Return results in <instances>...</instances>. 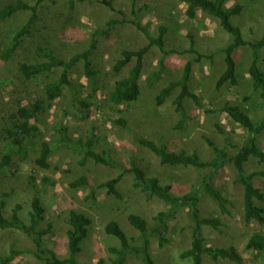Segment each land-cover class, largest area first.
Returning a JSON list of instances; mask_svg holds the SVG:
<instances>
[{
  "label": "rangeland",
  "instance_id": "obj_1",
  "mask_svg": "<svg viewBox=\"0 0 264 264\" xmlns=\"http://www.w3.org/2000/svg\"><path fill=\"white\" fill-rule=\"evenodd\" d=\"M3 1V0H0ZM31 3L34 0H23ZM111 7L102 4V0H46L39 6L38 18L29 37L24 39L18 55L6 64H0V150L4 141L1 108L14 112L19 104L26 105L41 96L42 87L39 80L24 81L17 74V63L31 60L32 52L38 45L53 46L57 54L65 59L75 53L86 50L92 35L104 29L112 19L125 20L123 25L115 26L109 38L100 36L91 57L92 67L96 72L97 91H92L90 80L84 75L82 64L72 71L71 86L63 91L61 99L41 116V139L50 141L53 127L63 124L70 129L75 138L93 135L95 149L107 151L110 157L127 168L131 163L148 174L174 185V193L185 194L199 188L206 177L211 185L227 198L232 207L230 216H220L222 227L219 231L208 227L201 229L204 244L211 247L236 246L244 264L264 263L263 254H253L244 249L253 233L264 234V225L243 222L242 196L243 189L236 183V174L228 162L236 154L232 146H241L247 141V133L233 123L219 108L229 103L238 105L252 114L253 120L262 117L264 96L255 91L248 74L250 52L241 48L235 53L237 62V80L235 87L224 86L215 90L218 77L224 71L221 55L215 54L230 43L231 37L224 32L218 21L197 11L195 17L186 16V6L180 0H136L132 6L130 0H106ZM243 5L240 18H234L244 35L251 29L264 31V0H233ZM121 12V13H120ZM134 12V13H133ZM135 15L148 33L157 37L158 28L166 29V50L172 54L162 57L156 46H153L144 59V69L139 82L140 95L135 102L114 106L107 96L114 83L128 74L131 65L120 73H114L112 67L125 50L136 51L148 44L145 35L130 24ZM28 12L17 13L0 27V46L4 45L6 36L16 30L28 19ZM251 35V33H250ZM206 56L194 62L189 82L190 91L201 99V108L194 103L186 102L187 115L181 117L175 111L173 101L178 95L176 88L163 105L156 104V95L166 85L180 79L183 68L192 57L188 49ZM209 58V56H211ZM208 57V58H207ZM162 69L160 80L150 87L146 79ZM60 69L41 77V80L55 79ZM76 99V100H75ZM77 102H84L80 107ZM82 110L81 112L78 109ZM215 110V111H214ZM214 111V113H208ZM123 120L125 125L118 123ZM144 138L159 145H165L171 152L185 151L195 153L204 168L168 167L159 164V160L140 146L136 139ZM210 139L216 147L222 149L224 165L216 171L212 166L215 155L205 142ZM257 145L264 152V134L257 137ZM80 155L66 150L55 151L49 159V169L41 170L22 166L16 175L0 177V200L5 201L4 215L10 217L16 205L21 206L19 214L26 221L31 208L34 193L40 198L45 211L41 228L50 225L51 233L45 238L46 246L59 257L68 255L66 219L71 211L82 213L90 218L88 236L77 255L78 264H109L113 258L109 248L119 247L120 242L104 232L105 225L115 221L124 232L129 243L139 245V233L127 221L129 215H138L146 220L149 227L154 225L153 217L167 207L158 199H147L133 186V176L126 174L116 184L120 199L108 195L106 189L95 191V200L86 199L91 189L100 183L115 180L119 170L110 169L87 160L83 166L78 163ZM247 172L262 171L260 165L251 160ZM15 170H13L14 172ZM150 172V173H149ZM31 176L36 178V187L31 183ZM86 176L89 187L71 188L75 179ZM47 180L49 183L45 182ZM256 186H264V176L254 179ZM34 187V188H33ZM200 214L202 217L219 216V210L210 196L201 189ZM188 209L169 222L165 235L167 244L159 247L156 239H151V254L157 264H191L190 260L180 258L182 251L191 243L193 223ZM11 249L34 251L32 242L20 231H0V255H7ZM10 264H41L31 253L20 255ZM125 264H142L138 256L130 253ZM206 264H213L208 259ZM215 264H231L218 262Z\"/></svg>",
  "mask_w": 264,
  "mask_h": 264
},
{
  "label": "trees",
  "instance_id": "obj_2",
  "mask_svg": "<svg viewBox=\"0 0 264 264\" xmlns=\"http://www.w3.org/2000/svg\"><path fill=\"white\" fill-rule=\"evenodd\" d=\"M46 0H34L31 3L23 0H3L0 1V27L9 18L21 12H28L29 16L25 23L20 25L16 30L10 32L0 46V64L11 62L20 51L24 39L29 37L38 18L39 6ZM136 0H130L132 6H135ZM186 6V16L193 19L197 11L218 21L220 28L231 37V41L223 49L215 54L221 55L224 63V71L218 77L215 90H220L224 86L235 87L238 85L237 80V62L235 53L246 48L250 52V64L248 74L252 81V87L255 91H260L264 96V31L251 29L249 35H244L242 29L233 23L234 18H240L244 7L233 0H180ZM102 4L111 7L106 0ZM121 13V12H120ZM134 13V12H133ZM135 17V15H132ZM126 21L112 19L109 20L104 29L96 31L92 35L90 46L80 53H75L68 59L58 55L57 50L48 45H38L32 52L31 60L17 63V74L24 81L31 82L39 80L42 87L41 96L33 102L26 105L22 103L17 105L14 112H7L4 107L1 108L2 120L4 121L3 134L6 144L0 150V177L14 176L19 172L22 166H31V168L49 169V159L57 150L70 151L73 154L80 155L79 165L83 166L87 160L95 164H100L110 169L120 171L115 180L100 183L96 188L91 189L86 199L95 200V191L106 189L108 195H113L120 199L116 190V184L126 174L133 176V186L141 191L147 199H158L167 207L166 211L158 212L154 217V225L149 227L146 220L138 215H129L128 223L139 233V245L133 246L129 243L124 232L120 229L115 221L108 222L104 227L107 235L115 237L119 242V247L109 248V264H125L127 256L132 253L138 256L142 264H157L151 254V239L158 241L159 247L167 244L165 238L169 229V222L175 219L179 212L188 209L191 221L193 223L191 233V243L187 249L181 252L180 258L190 260L191 264H206L208 259L211 263L229 262L231 264H244L243 258L234 245L228 247H211L204 244L201 234L203 227L219 231L222 227L220 216H230L229 208L232 203L225 198L222 193L214 188L208 178H204L197 190L189 191L185 194L177 195L174 193V185L160 179L154 174H148L143 169L131 163L124 168L120 163L113 160L107 151L98 152L95 149L96 142L93 135H87L85 138H75L70 133V129L63 124H56L53 127V136L50 141L41 139V116L43 113L52 108L55 102L61 99L63 91L71 86V75L73 69L78 64H82L84 75L90 80L92 91H97L96 72L92 67L91 57L97 46L98 38L103 36L109 38L110 31L117 25H123ZM130 24L141 31L148 44L136 51L125 50L120 53L119 58L115 61L112 70L114 73H120L126 67L131 65L128 74L122 79L117 80L112 90L109 92L107 99L114 106H120L135 102L140 95L139 82L144 69V59L149 50L156 46L162 57L172 54V50H166L165 39L166 29L158 28L157 37L151 36L146 27H142L135 17V21ZM192 59L186 62L181 77L178 81L172 82L163 87L156 95V104L163 105L171 93L178 88L179 92L173 104L175 111L181 117L187 115L185 108L186 102L194 103L197 108H201L200 97L190 91L189 82L194 62H199L206 56L199 54L190 48L187 51ZM209 56V58H211ZM208 58V57H207ZM60 69L59 75L55 79L41 80V77L47 76ZM162 69L153 72L147 79L146 83L152 87V84L160 80ZM76 100V99H75ZM85 107L84 102L75 103ZM79 112L80 108L78 109ZM215 111V110H214ZM208 111V113H214ZM219 111L223 112L233 123L243 129L247 135L245 144L238 147L232 146L236 154L229 160V166L234 169L236 174V183L243 189L242 209L243 222L250 224L252 222L264 225V186H256L254 179L264 176V170L247 172L246 167L251 160L257 161L258 164H264V152L257 145V137L264 134V111L261 118L253 120L252 114L241 109L238 105L229 103L223 104ZM118 123L125 125L123 120ZM136 142L149 150L158 160L159 164L168 167L182 168H204L206 164L200 161L199 157L193 153L186 154L185 151L171 152L165 145H159L151 140L144 138L136 139ZM209 148L215 155V161L212 166L219 170L225 163L223 161L222 149H219L210 139H205ZM13 170H15L13 172ZM31 183L34 185L36 178L31 176ZM45 182L49 183L47 180ZM88 178L81 176L70 183L71 188H88ZM36 187V184L34 185ZM33 187V188H34ZM204 190L216 204L220 215L213 217H202L200 214V191ZM5 201L0 200V231L16 230L23 233L34 245L35 250H15L11 249L7 255H0V264H10L20 255L31 253L41 264H78L77 255L81 251V246L88 236V228L91 225L89 217L76 211L68 214L66 223L69 227L67 231L68 255L64 258L59 257L53 250L46 246L45 238L51 233V226L41 228L44 221V213L40 198L34 193L31 199V208L27 213L24 221L19 214L20 205H16L11 210L10 217L4 215ZM244 249L253 254L264 253V234L253 233L248 238ZM101 264V263H100ZM264 264V263H259Z\"/></svg>",
  "mask_w": 264,
  "mask_h": 264
}]
</instances>
